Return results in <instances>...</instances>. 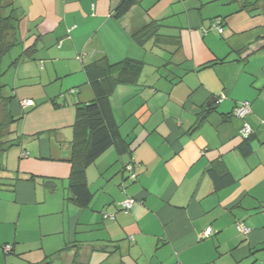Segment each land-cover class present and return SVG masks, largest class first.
<instances>
[{
  "label": "crops",
  "instance_id": "crops-1",
  "mask_svg": "<svg viewBox=\"0 0 264 264\" xmlns=\"http://www.w3.org/2000/svg\"><path fill=\"white\" fill-rule=\"evenodd\" d=\"M119 1L15 0L21 59L11 67L21 84L5 95H14L19 120L2 162L20 180L0 192V264H264V12L221 0H140L118 19ZM216 17L223 34L209 29ZM153 19L171 42L134 40ZM102 57L144 64L136 83L110 97L130 150L112 146L88 166L93 199L81 207L67 189L73 125L78 105L94 98L85 66ZM24 99L32 104L22 107ZM245 100L248 139L233 115ZM129 195L137 202L127 212L120 203Z\"/></svg>",
  "mask_w": 264,
  "mask_h": 264
},
{
  "label": "trees",
  "instance_id": "trees-1",
  "mask_svg": "<svg viewBox=\"0 0 264 264\" xmlns=\"http://www.w3.org/2000/svg\"><path fill=\"white\" fill-rule=\"evenodd\" d=\"M221 1L238 3L240 9L250 11L261 9L264 12V0ZM140 2V0H120L114 10V17L123 18ZM22 16L15 5V0H0V77L4 74L1 71L3 58L19 44L16 32ZM162 26L160 20L153 19L134 31L132 36L140 45H144L151 39H154L157 44L169 43L173 38L160 33ZM20 59L21 57L16 58L12 65L19 63ZM143 64L141 61L130 58L111 62L107 57H102L85 66L94 91V98L88 103L78 105L73 125L74 135L70 159L72 167L67 188L70 199L81 207H87L93 199V193L86 179L88 166L112 146L117 147L120 153L130 150L129 143L121 136L120 124L116 119L110 97L119 84L136 83L141 75ZM4 87L6 85L0 82V192L14 191L20 180V177L14 175L2 162L5 153L17 144L11 135L16 132V122L19 120L12 115L10 109L14 95L3 94ZM208 112L209 109H206L198 115L193 129L201 126ZM242 151L244 154H249L250 145L243 147ZM12 249L11 245L7 253Z\"/></svg>",
  "mask_w": 264,
  "mask_h": 264
},
{
  "label": "built area",
  "instance_id": "built-area-1",
  "mask_svg": "<svg viewBox=\"0 0 264 264\" xmlns=\"http://www.w3.org/2000/svg\"><path fill=\"white\" fill-rule=\"evenodd\" d=\"M210 28L217 30L219 34H223L225 30L224 20L221 17L214 18L210 23L209 29ZM209 29H204V32H207ZM31 104H32L31 99H24L21 101L22 107H28ZM251 113H252V103L249 100L241 101L234 108V111H233V115L242 120V127L240 128V134L245 139L250 138L254 133L253 126L250 122ZM28 154H29L28 151H24L22 152V157H26L28 156ZM124 168L130 179L137 178L138 164L134 162H129L124 166ZM136 202H137L136 197L129 195L120 203V207L124 211L128 212L133 208ZM104 216L114 218L113 213L104 212ZM238 229L242 234H247L250 231V228L243 224L238 225ZM210 232H211V229H208L205 234H210ZM10 248H11V245H6L4 250L7 252L10 250Z\"/></svg>",
  "mask_w": 264,
  "mask_h": 264
},
{
  "label": "rangeland",
  "instance_id": "rangeland-1",
  "mask_svg": "<svg viewBox=\"0 0 264 264\" xmlns=\"http://www.w3.org/2000/svg\"><path fill=\"white\" fill-rule=\"evenodd\" d=\"M15 47L3 58L1 63V71L4 72V74L0 77V82L6 84V89L4 90L3 94H6L9 92V94L14 93L13 87H17L16 85H20V80L17 81L15 79L16 69L13 66L12 63L16 57ZM16 90V88H15ZM60 193V190L58 191Z\"/></svg>",
  "mask_w": 264,
  "mask_h": 264
},
{
  "label": "water",
  "instance_id": "water-1",
  "mask_svg": "<svg viewBox=\"0 0 264 264\" xmlns=\"http://www.w3.org/2000/svg\"><path fill=\"white\" fill-rule=\"evenodd\" d=\"M211 100H216V98H212Z\"/></svg>",
  "mask_w": 264,
  "mask_h": 264
}]
</instances>
